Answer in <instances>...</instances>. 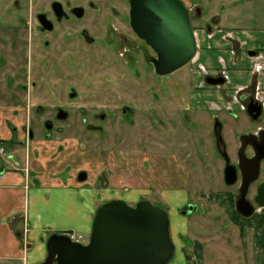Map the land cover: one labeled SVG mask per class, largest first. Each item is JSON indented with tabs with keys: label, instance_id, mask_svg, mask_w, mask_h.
Listing matches in <instances>:
<instances>
[{
	"label": "rangeland",
	"instance_id": "374dc122",
	"mask_svg": "<svg viewBox=\"0 0 264 264\" xmlns=\"http://www.w3.org/2000/svg\"><path fill=\"white\" fill-rule=\"evenodd\" d=\"M14 1L0 0L2 35L4 24H16L20 18V10L15 8ZM69 1L70 5L85 4V0ZM204 1L209 7L216 2ZM189 11L195 30L197 14L192 8ZM90 13L93 18L94 12ZM10 41L0 42V95L10 98L17 85L31 89L33 84L36 87L27 93L31 100L28 106L30 109L39 106L46 112L38 117V122L29 118V125L37 138L43 139L42 120L47 113L54 111L58 98L62 101V107L58 109L68 110L64 98L69 87L78 90L80 96L74 109L96 111L99 108L96 106L105 104L99 110L111 106L112 113H116L114 117L110 113L102 132L98 133L87 131L80 125L78 114L64 123H57L64 131L59 143L65 153L70 154L60 161L61 164L73 172L88 170L89 176L95 177V181L91 179L94 181L91 187L102 194L104 200L100 204L120 197L123 191L122 200L129 206L148 201L163 209L168 214L170 237L176 248L174 259L183 260V264H257L259 252L264 254V212L249 219H240L230 213L232 203L225 197V192L230 189L216 177L212 155L201 128L203 122L210 131L213 119L210 113H205L208 120L202 121L204 117L199 118L190 104L193 96L189 85L191 65L168 77H158L152 75V68L143 60L141 48L138 68L134 72L126 69V64L113 56L112 51L99 47L91 54L77 48L81 51L76 54L79 59L73 57V63H70L74 70L68 69L69 75L60 74L55 78L50 73L51 60L46 61L43 55H40L42 58L30 56L26 41ZM60 59L61 65L66 67L65 58L61 56ZM80 64L85 66L82 68ZM7 78L11 82L10 90L5 87ZM152 85L154 88L150 87ZM135 86L139 90V102L133 108L134 115L120 118L118 102L111 101L118 99L123 92L127 93L123 90ZM4 103L14 105L19 100L1 101L0 105ZM241 114L240 120L245 121V114ZM197 123H200L198 127ZM198 137L204 141L208 152V155L203 154L205 159L198 157L201 148L197 145ZM151 138L155 141L157 157L154 163L149 159ZM48 141L45 139L44 142ZM53 167L51 171L56 168ZM64 175L69 177L66 173ZM191 205L197 207L196 211L182 216L180 212ZM71 234L79 233L71 231ZM89 235H82L83 242H88Z\"/></svg>",
	"mask_w": 264,
	"mask_h": 264
},
{
	"label": "flooded vegetation",
	"instance_id": "af4514ba",
	"mask_svg": "<svg viewBox=\"0 0 264 264\" xmlns=\"http://www.w3.org/2000/svg\"><path fill=\"white\" fill-rule=\"evenodd\" d=\"M70 4L69 0H25L24 2L15 0L14 6L20 10V18L16 24L7 23L3 25L1 29L3 35L0 34V42L8 43L10 40V42L26 41L28 43V45L26 44V48L30 56L34 55L42 58L40 55H43L46 61L51 60L50 73L55 78L60 74L69 75V70H74L73 65L71 66L70 63H73V57H78L79 59V56L76 54H80L82 50L93 54L99 50V47L112 51L114 53L113 56L119 58L120 61L126 64V69L133 72L138 68L139 50L142 49L143 60L149 68H152V75L156 76L152 65L146 61L147 56H154L153 51L139 39L131 28L129 0H85L86 5ZM23 10H25V14H23ZM90 12H94L95 16L93 18L90 17ZM96 16H101V18H95ZM98 32L102 33V35H98ZM77 48H80L81 51H78ZM61 56L65 58L66 67L61 65ZM1 62L2 60H0V64ZM80 65L82 68L85 66L83 64ZM203 76L205 77V82L209 77L223 79L222 84L214 85L216 87H220L226 82L224 75L221 73L215 75L204 73ZM6 80L5 87L10 90V79L7 78ZM150 87L154 88V85ZM35 89L36 87L33 84L31 89L17 85L16 91L10 95V98L7 99L5 96L0 95V102L15 99L16 101L19 100V103L15 104L25 107L28 124L23 129V141L19 143L18 148H25L27 162L30 142L33 143V141L38 139L42 142L48 139L49 143H44L56 149V154L66 152L61 147L62 143H59L62 140L60 136L64 131L61 126H57V123H64L73 118L75 114H78L76 116L80 125L84 126L87 131L98 133L102 132L103 125L108 121L110 113L112 117L116 115V113H112L111 106L107 110H99L105 104L96 106L99 107L96 111H93L91 108L74 109V106H77L76 103L79 102L80 96L79 92H76L78 90L69 87L66 89L64 98L65 103L69 107L68 110L61 111L58 109L62 107L60 106L62 101L58 98L56 100L57 104L53 107L54 111L47 113L48 116L42 120L44 130L42 135L43 141L40 137L37 138L38 135L35 134L34 129L29 125V118L38 122V117L46 113L41 111L42 109L39 106L34 109L29 108L31 100L27 93ZM123 91L127 93L123 92L118 99L111 101L118 102L121 114L120 118L134 115L133 108H136L139 102V90L137 86ZM152 92L154 94V89H152ZM232 99L233 102L238 104V111L227 108L224 112H220L217 108H212L213 111L211 110L207 113L211 114L214 123L213 128L209 131L203 125V122L201 123V128L205 134L204 141L207 143L208 151L212 155V168L216 172V177L226 188L230 189L225 192L226 199L232 203V211L230 213L240 219H249L258 217L264 212V128L260 125L263 106L261 103L253 100L261 108L260 115L253 120L247 114V106L250 101L248 103L242 102L236 96H233ZM3 105L7 104L4 103ZM38 112L41 113L38 115ZM241 113L245 114V121L244 119L240 120ZM207 120L208 116H205L202 121L206 122ZM199 124L197 123L196 126L198 127ZM118 134L122 138V132L119 131ZM55 135L58 136L56 139L53 137ZM210 136L212 137L210 138ZM196 141L197 145L201 147L197 152L198 157L203 158V154L208 155L203 143L204 141L199 137ZM15 143L14 140L11 142L0 141V148H2L0 163L5 165L7 160L13 161L12 163L18 167L19 162L15 159L14 152H12ZM184 145L186 148V143ZM11 146L12 148L9 150ZM202 146L205 149L203 151ZM44 150H47V147ZM154 150L155 141L151 138L149 142V153H151V156L149 159L153 163L157 159ZM185 155H188L187 152ZM49 158L53 159L52 163L57 161L54 159V154L49 156ZM186 162L187 159L184 163ZM24 166L22 170L27 182L30 184L37 183V181L41 182V180H37L35 176L29 173L28 163ZM81 177L85 179L80 180ZM73 178L75 182L81 184L86 183L90 179V176L88 170H78L77 172L74 171ZM167 181L170 180L167 179ZM122 194L116 199L122 200ZM191 207L194 206L191 205ZM196 209L193 208L191 212L182 216H188L192 212H195ZM187 210L188 207L184 208L183 211ZM245 213L249 215L245 216ZM66 234L62 235L67 236ZM175 255L176 248L174 256L168 264H183V260L177 261L174 259ZM43 262L44 260L40 264Z\"/></svg>",
	"mask_w": 264,
	"mask_h": 264
},
{
	"label": "crops",
	"instance_id": "0c3cea01",
	"mask_svg": "<svg viewBox=\"0 0 264 264\" xmlns=\"http://www.w3.org/2000/svg\"><path fill=\"white\" fill-rule=\"evenodd\" d=\"M180 1L197 14V52L189 64L193 109L205 117L212 108L238 111L233 96L247 103L255 100L263 106L264 128V0H216L210 7L204 0ZM256 64L262 66L258 74L253 72ZM204 73H221L226 82L220 87L209 85ZM27 124L25 107L0 105V141L16 142L12 152L19 162L18 167L13 161L0 163V264H40L50 234L74 231L88 237L95 211L104 200L91 187L94 176L86 183L75 182L74 172L60 162L67 155L56 154L39 139L30 142L27 162L25 148H18ZM53 154L57 161L50 163ZM27 163L29 173L41 182L25 180L22 169ZM259 253L257 264H264V254Z\"/></svg>",
	"mask_w": 264,
	"mask_h": 264
},
{
	"label": "water",
	"instance_id": "95a60500",
	"mask_svg": "<svg viewBox=\"0 0 264 264\" xmlns=\"http://www.w3.org/2000/svg\"><path fill=\"white\" fill-rule=\"evenodd\" d=\"M129 20L134 33L154 53L146 61L156 76L167 77L195 58L190 11L180 0H129ZM206 83L214 86L223 79L209 77ZM260 113L258 103L251 100L247 114L255 120ZM169 226L167 212L148 201L135 206L120 199L108 201L96 209L86 244L51 234L42 264H168L175 252Z\"/></svg>",
	"mask_w": 264,
	"mask_h": 264
},
{
	"label": "built area",
	"instance_id": "2783aa9c",
	"mask_svg": "<svg viewBox=\"0 0 264 264\" xmlns=\"http://www.w3.org/2000/svg\"><path fill=\"white\" fill-rule=\"evenodd\" d=\"M261 69H262V66H260V64H256L254 67H253V72H255V74L257 73H260L261 72ZM0 153H2V148H0ZM67 237L75 242V243H79V244H85V242H83L84 238L82 235L80 234H71V232H68L67 234ZM87 243V242H86Z\"/></svg>",
	"mask_w": 264,
	"mask_h": 264
}]
</instances>
